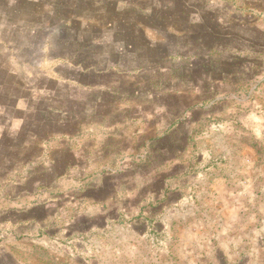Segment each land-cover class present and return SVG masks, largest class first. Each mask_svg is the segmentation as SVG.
Returning a JSON list of instances; mask_svg holds the SVG:
<instances>
[{"label": "rangeland", "instance_id": "1", "mask_svg": "<svg viewBox=\"0 0 264 264\" xmlns=\"http://www.w3.org/2000/svg\"><path fill=\"white\" fill-rule=\"evenodd\" d=\"M0 264H264V0H0Z\"/></svg>", "mask_w": 264, "mask_h": 264}, {"label": "crops", "instance_id": "2", "mask_svg": "<svg viewBox=\"0 0 264 264\" xmlns=\"http://www.w3.org/2000/svg\"><path fill=\"white\" fill-rule=\"evenodd\" d=\"M143 34H144L145 40H147L148 43L150 44L148 37H146L145 35V32H143ZM190 94H191V91H190ZM171 97L173 98L177 97L176 110L174 111L170 110V108L171 109H174V108L169 107L168 105H165V104L158 108H155L156 105H153L152 106L153 114L150 117H148L149 116L148 115L147 118L143 117L140 120L142 121V123L147 124L148 126V129L144 131L142 135H139L138 137L136 134L138 126L134 127L130 125L132 129L128 133L126 140L130 139L133 141L132 150L135 151V146L136 148L138 147V144L140 146V141H142L144 144L151 143V146L147 145V147L148 146L151 147L152 150L155 151V153H157L158 151H162L161 153L164 154L165 146L163 143L161 144L160 141L163 140L167 135H163V136L161 135L167 134L169 131H172L173 129H176V128H177V135H178L179 134L178 130H180L182 126H185L188 129L187 130L188 132L186 134L188 136H191V131L189 130L190 126L194 127L195 123L199 121V117L196 116L195 114L196 111L198 109L204 111L207 105L206 106L203 105V103H201V101H198V100L194 101L193 103H188L185 105L180 100L181 98L180 94H177V96L176 94H173L171 95ZM195 97L196 95H194V98ZM155 114H158V115H155ZM205 115L208 117L207 114ZM164 120H166V122ZM181 135L184 136V133H181ZM135 136H136V139H135ZM178 143H179V140L177 139V165L178 164L182 165L181 161H179V158L182 157V153H181L182 146L179 147ZM119 149H120V152L117 153L118 156H119V153L123 154L124 152H126L125 146H123V144L119 147ZM149 159H151V157H149Z\"/></svg>", "mask_w": 264, "mask_h": 264}]
</instances>
